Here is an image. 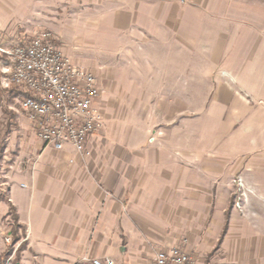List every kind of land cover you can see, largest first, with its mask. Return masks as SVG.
Returning a JSON list of instances; mask_svg holds the SVG:
<instances>
[{
  "label": "crops",
  "instance_id": "crops-1",
  "mask_svg": "<svg viewBox=\"0 0 264 264\" xmlns=\"http://www.w3.org/2000/svg\"><path fill=\"white\" fill-rule=\"evenodd\" d=\"M26 9L97 75L105 128L89 156L43 145L11 187L17 264H155L173 247L264 264V18L250 14L264 0H17ZM132 48L140 67L123 66Z\"/></svg>",
  "mask_w": 264,
  "mask_h": 264
},
{
  "label": "built area",
  "instance_id": "built-area-1",
  "mask_svg": "<svg viewBox=\"0 0 264 264\" xmlns=\"http://www.w3.org/2000/svg\"><path fill=\"white\" fill-rule=\"evenodd\" d=\"M0 52L11 62L6 85L22 93L20 107L40 142L58 152L71 146L77 154L89 156L90 138L105 128L97 75L74 64L48 31L10 49L0 48ZM234 183L244 187L241 178ZM236 206L241 208L240 203ZM154 263L195 264V261L183 247H173L159 252ZM80 264L115 262L92 259Z\"/></svg>",
  "mask_w": 264,
  "mask_h": 264
},
{
  "label": "rangeland",
  "instance_id": "rangeland-1",
  "mask_svg": "<svg viewBox=\"0 0 264 264\" xmlns=\"http://www.w3.org/2000/svg\"><path fill=\"white\" fill-rule=\"evenodd\" d=\"M2 2H0V48L10 49L23 41L31 40L42 31L51 32L60 47L56 35L44 25L40 26L43 21L47 20L44 16L45 11L38 12L36 19V16L31 14L28 9L25 11L17 10V0H2ZM245 2L258 4L260 0H245ZM253 13H256L255 17H258L259 13L264 18V11L251 12L250 14L253 15ZM130 52L136 59H124L123 66L130 68L142 66V51L139 52V49L132 48ZM10 74L11 62L0 52V264H17L18 245L11 233V229L15 228L16 220L14 215L11 214L8 203L9 201L13 205L10 189L17 182L19 185L26 183L28 173L33 170V167L41 163L44 150L43 144L37 138L20 107V96L13 95L11 92L13 87H7L6 85ZM126 94L128 98H141L142 91L123 92L122 98ZM121 110L124 111L125 107H121ZM107 132L105 138L108 141H115L117 145L122 144V139L119 140L116 136L111 135L109 131ZM153 141L152 138L150 142ZM243 185V188L238 186L237 189L235 188L237 195H245L244 181ZM18 247L20 248V246Z\"/></svg>",
  "mask_w": 264,
  "mask_h": 264
},
{
  "label": "trees",
  "instance_id": "trees-1",
  "mask_svg": "<svg viewBox=\"0 0 264 264\" xmlns=\"http://www.w3.org/2000/svg\"><path fill=\"white\" fill-rule=\"evenodd\" d=\"M11 92L13 93V95H15V96H17V97L22 95V93H21L20 91L16 90L15 88H13V90H11ZM8 203H9V205H10L11 214L14 215L15 220H16L17 216H16V213H15V208L13 207V205H12L9 201H8ZM228 220H229V217H228V215H227V221H226V225H225L224 230H223L222 238H223V236L225 235V233H226L227 230H228ZM11 233H12L14 239H15L14 241H17V243H18V242H19L18 232L16 233V230L13 228L12 231H11ZM222 238H221L220 241H222ZM22 248H23V244H22V245L20 246V248L18 249V252H19Z\"/></svg>",
  "mask_w": 264,
  "mask_h": 264
}]
</instances>
